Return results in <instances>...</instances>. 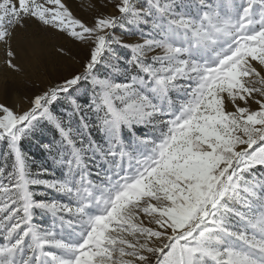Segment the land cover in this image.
Masks as SVG:
<instances>
[{
  "label": "snow or ice",
  "instance_id": "obj_1",
  "mask_svg": "<svg viewBox=\"0 0 264 264\" xmlns=\"http://www.w3.org/2000/svg\"><path fill=\"white\" fill-rule=\"evenodd\" d=\"M87 10L0 0V264H264V0Z\"/></svg>",
  "mask_w": 264,
  "mask_h": 264
},
{
  "label": "rangeland",
  "instance_id": "obj_2",
  "mask_svg": "<svg viewBox=\"0 0 264 264\" xmlns=\"http://www.w3.org/2000/svg\"><path fill=\"white\" fill-rule=\"evenodd\" d=\"M96 0H68V3L71 5L73 11L78 15L81 16L85 19H90V14L88 9V5L90 3H95ZM140 3H144L145 0H139ZM112 9L109 7L108 9H106V11H111ZM117 35H122L124 37V39L127 40H135L138 38V33H136L135 35H131V34H125L124 32L118 31ZM55 42V41H54ZM60 43H63V40L59 41ZM45 55H46V59L48 60V70L50 72H53V74H55V70H56V64H55V56H54V52L52 50L51 45H46L45 47ZM2 59H3V54L2 52H0V79L3 78V76L5 74H7V69L3 68L2 66ZM64 69H67V63H65L62 66ZM28 71L30 73H32L34 76L36 75L35 70L32 69L31 67H28ZM9 86L13 89L18 87V81L14 80V79H10L9 80ZM19 87L21 88V90H23V86L19 85ZM9 102H11V100H9ZM26 106V105H25ZM24 148L25 151H27L37 162H43L46 160V153H44L33 141H25L24 142ZM0 150H2V148H0ZM50 163V162H49ZM57 175H59V172L57 171ZM54 195V194H52Z\"/></svg>",
  "mask_w": 264,
  "mask_h": 264
}]
</instances>
